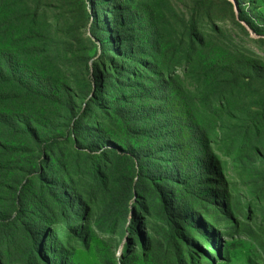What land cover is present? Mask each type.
Masks as SVG:
<instances>
[{
	"label": "rangeland",
	"instance_id": "rangeland-1",
	"mask_svg": "<svg viewBox=\"0 0 264 264\" xmlns=\"http://www.w3.org/2000/svg\"><path fill=\"white\" fill-rule=\"evenodd\" d=\"M110 3L21 0L19 34L0 37V264H264V0L147 2L168 46L184 41L164 107L205 124L203 146L178 121L161 143L178 147L185 181L134 156L150 134L122 111L139 102L135 82L159 76L122 69ZM9 12L0 2V22Z\"/></svg>",
	"mask_w": 264,
	"mask_h": 264
},
{
	"label": "trees",
	"instance_id": "trees-1",
	"mask_svg": "<svg viewBox=\"0 0 264 264\" xmlns=\"http://www.w3.org/2000/svg\"><path fill=\"white\" fill-rule=\"evenodd\" d=\"M0 2L6 4L7 8L10 10L5 22H0V37L7 35L13 37L14 35H18L19 33L13 30V27L16 25L19 18L21 0H0ZM128 2L129 5L124 7L123 5H118L119 1L115 3V0H111L110 5L119 12L117 18L109 19V21L105 23L109 25L107 29L112 33V35L109 34L111 46L113 50H116V55L118 56V60L120 59L119 61H121L122 69H128V65L131 67V64H134L135 67L143 65L146 70L159 76V79L154 77H151V80L149 79L150 87H145L135 82V84L140 87L138 89V93L141 96L139 102L137 106L131 103L129 105L130 107H128L129 110L126 108L122 111V115L126 118L125 120H134L133 122L136 129L139 127L144 128L145 133L149 131L150 134L148 136L149 140L143 143L142 141L144 137H146V134L142 136L141 144L133 151L134 156L139 158V160H141V158L145 159V164H148V167L157 174H166V179L169 181H176L178 178H182L185 181V175L189 173V169L182 165L184 159L181 157V152L178 151V147L176 151H169L167 146L161 144L168 139L170 140L174 135L173 132L171 135L169 132L172 121H178V127H183L182 131L187 127L194 130L199 139V144L195 142L198 146H203V139L207 137L205 124L203 122L190 125L192 124L191 121L185 123L180 116L179 110L174 108V106L173 110L164 107V105L168 104L164 92L167 94H169V92H167L168 85L163 75L168 73L170 78L174 79L175 71L180 67L179 62L183 58L178 56V52L182 51L184 41H176V45H174L172 49L165 41L167 36L164 30L148 15L150 12V4L147 5L148 0H140L137 3L128 0ZM135 24H138V27L134 28ZM197 24V22H193L192 27L195 28ZM248 25L251 26L249 23ZM117 28L121 29V34L119 35L120 42L118 43L119 49H117V47L114 48V44L117 42L116 37L114 38V32ZM204 47H206V38L202 37L201 34L197 36V40H193L190 43L188 49L195 52L203 50ZM2 51L5 55L9 54V50ZM5 51L7 52L5 53ZM173 54H175V60L173 59ZM168 55H172V61L167 59ZM148 56L153 57H150L151 62L148 61ZM188 57L189 55L186 56V58ZM6 65L8 67L13 66L9 60H6ZM153 65L161 66L162 68L152 69ZM135 69L136 68H134V70ZM248 70L254 71L257 69ZM133 72V80H137L138 72ZM249 77L250 75L248 74L246 78ZM102 79L104 80V77ZM141 80H148V78L142 76ZM152 95L156 97L155 100L160 101L159 106H161V109H157V105L151 102ZM177 99L178 93L173 94V102L176 103ZM169 135L170 137L168 138ZM177 144L179 145V143ZM191 168L196 175L202 176L204 170L203 165L198 162L195 164V161H191ZM172 205H174V212L177 213V218L182 219L184 222L190 219L191 216L188 214V209L184 202L175 199ZM41 260H43L44 264H48L44 258L39 256L40 263Z\"/></svg>",
	"mask_w": 264,
	"mask_h": 264
},
{
	"label": "water",
	"instance_id": "water-1",
	"mask_svg": "<svg viewBox=\"0 0 264 264\" xmlns=\"http://www.w3.org/2000/svg\"><path fill=\"white\" fill-rule=\"evenodd\" d=\"M246 27H247L249 33H250L251 35H253L251 29H250L248 26H246Z\"/></svg>",
	"mask_w": 264,
	"mask_h": 264
}]
</instances>
